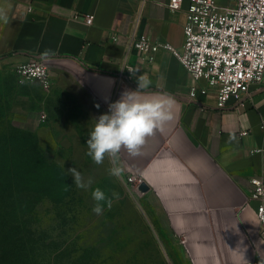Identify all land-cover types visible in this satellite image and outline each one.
Instances as JSON below:
<instances>
[{"label": "crops", "instance_id": "crops-1", "mask_svg": "<svg viewBox=\"0 0 264 264\" xmlns=\"http://www.w3.org/2000/svg\"><path fill=\"white\" fill-rule=\"evenodd\" d=\"M181 1L172 11L171 0H0L8 17L0 20V73L15 74L18 64L44 58L56 86L69 83L72 95L107 113L146 75L151 85L141 96L171 97L174 118L147 138L141 155L121 151L124 172H143L150 187L145 193L164 213L187 264H240L254 257L264 264L256 202L247 205L249 180L264 179V80L246 105L231 100L222 109L206 80L195 81L171 51L160 48L144 60L134 47L112 40L134 30L182 48L189 0ZM87 14L94 15L91 25ZM193 84L209 93L188 100Z\"/></svg>", "mask_w": 264, "mask_h": 264}, {"label": "rangeland", "instance_id": "rangeland-1", "mask_svg": "<svg viewBox=\"0 0 264 264\" xmlns=\"http://www.w3.org/2000/svg\"><path fill=\"white\" fill-rule=\"evenodd\" d=\"M70 87L53 81L44 89L0 73V155L27 171L36 151L44 165L35 175L55 181L60 195L43 196L27 217L35 242L30 257L38 264H187L155 199L110 175V157L97 165L87 155L89 134L107 112L76 98ZM74 167L85 183L92 181L87 189L76 187L68 172ZM97 187L109 197L118 193L100 215L91 195Z\"/></svg>", "mask_w": 264, "mask_h": 264}, {"label": "built area", "instance_id": "built-area-1", "mask_svg": "<svg viewBox=\"0 0 264 264\" xmlns=\"http://www.w3.org/2000/svg\"><path fill=\"white\" fill-rule=\"evenodd\" d=\"M226 2L222 5L218 0H189L182 48L146 36L138 37L134 30L112 34V40L124 43L128 49L134 47L143 54L144 60H151L160 48L167 49L187 68L195 81L206 80L209 88L216 93L219 108H228L231 100L235 104L246 105L252 88L261 85L264 80V0ZM168 7L178 11L182 1L171 0ZM84 17L88 25L93 24V14ZM14 72L21 81L35 82L44 89L52 86L49 66L44 58L36 57L20 63ZM208 93V87L193 84L188 100H198L199 95ZM260 127L264 130V120ZM122 177L129 190L142 193L139 186L145 182L143 172L129 169L123 172ZM253 201L256 202L259 221L258 239H264L262 177L249 180L247 205ZM257 262L254 257L240 264Z\"/></svg>", "mask_w": 264, "mask_h": 264}, {"label": "clouds", "instance_id": "clouds-1", "mask_svg": "<svg viewBox=\"0 0 264 264\" xmlns=\"http://www.w3.org/2000/svg\"><path fill=\"white\" fill-rule=\"evenodd\" d=\"M0 20L8 22L4 8H0ZM137 83V91H125L121 99L109 105V113L99 116L87 140V155L97 165L103 164L105 158L110 157L114 166L109 173L118 178L124 172L122 167L117 166L121 151L125 150L130 157L141 155V148L147 138L154 136L157 131H163L164 125L174 118V101L171 97H142L141 91L150 87L151 80L141 75ZM68 172L77 188L87 189L91 185L92 181L85 183L75 167ZM91 195L95 201L93 212L97 215L103 213L105 205L111 207L113 198L118 199V193L113 192L109 197L99 187Z\"/></svg>", "mask_w": 264, "mask_h": 264}, {"label": "trees", "instance_id": "trees-1", "mask_svg": "<svg viewBox=\"0 0 264 264\" xmlns=\"http://www.w3.org/2000/svg\"><path fill=\"white\" fill-rule=\"evenodd\" d=\"M32 158L27 171H22L14 160L0 155V264H38L30 257L35 242L27 217L43 196L60 197L55 181L35 175L44 165L36 151Z\"/></svg>", "mask_w": 264, "mask_h": 264}, {"label": "water", "instance_id": "water-1", "mask_svg": "<svg viewBox=\"0 0 264 264\" xmlns=\"http://www.w3.org/2000/svg\"><path fill=\"white\" fill-rule=\"evenodd\" d=\"M149 185L146 183V182H143L142 184H140L139 186V190L142 192V193H145L149 190Z\"/></svg>", "mask_w": 264, "mask_h": 264}]
</instances>
